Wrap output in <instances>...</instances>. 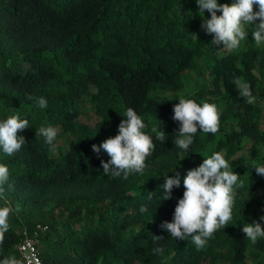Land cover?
Returning <instances> with one entry per match:
<instances>
[{"label":"trees","instance_id":"16d2710c","mask_svg":"<svg viewBox=\"0 0 264 264\" xmlns=\"http://www.w3.org/2000/svg\"><path fill=\"white\" fill-rule=\"evenodd\" d=\"M198 11L196 0H0V121H29L18 133L26 141L18 152L0 149V164L9 169L0 208L11 209L0 264H24L16 244L22 228L37 223L46 226L35 236L43 264H264V237L253 245L242 231L254 222L264 229V177L254 170L264 165V45L254 44L247 25L237 49L211 45ZM203 16L210 19L207 11ZM195 69L204 80L189 92L183 74ZM237 80L250 84L254 102L239 96ZM41 97L46 108L37 104ZM83 97L90 120L80 119ZM180 98L220 112L219 131L198 129L186 153L174 144ZM129 108L155 148L143 173L105 175L101 160L110 158L92 146L118 134ZM56 126L50 146L38 129ZM153 128L164 131L163 142ZM216 152L243 187L235 188L232 220L197 250L161 225L172 222L188 171ZM177 174L180 187L161 201L165 177Z\"/></svg>","mask_w":264,"mask_h":264},{"label":"clouds","instance_id":"9594fccd","mask_svg":"<svg viewBox=\"0 0 264 264\" xmlns=\"http://www.w3.org/2000/svg\"><path fill=\"white\" fill-rule=\"evenodd\" d=\"M198 14L201 17V29L213 36L211 45H223L227 49L235 50L247 36L245 26L252 27V41L259 47L264 45V0H235L231 5L218 4L217 0H196ZM254 6L258 10L254 11ZM207 11L210 19H204ZM217 12L221 13L219 16ZM259 21L258 23H256ZM195 35V34H194ZM239 96L247 98L248 103L254 102L250 84L241 80L235 82ZM33 99V97H28ZM179 103L173 108L174 121L179 122V131L175 135V147L185 153L194 142V137L199 132L204 134H216L219 131L220 112L215 104L204 102L202 105L195 100L180 98ZM40 108H46L44 98H38ZM118 126V134L114 138H108L99 146L93 145L92 151L99 155L101 151L110 158L107 162L101 160V166L105 175L123 177L126 179L132 173H143L146 158L155 148L151 136L142 131L145 124L137 113L129 108ZM29 128V121L21 119L18 115L10 116L0 121V149L3 153L12 156L26 143L25 138L18 133ZM156 132V140L163 142L166 135L162 129H152ZM45 142L54 146L58 135V129L54 127H41L38 129ZM255 172L264 177V165L254 168ZM239 175L230 168L229 163L221 153H213L204 158L203 163L196 169L188 171L183 179L185 189L183 197L178 200L171 223L165 222L161 227L169 233L170 237L185 241L191 239L197 250L203 249L213 234L226 228L232 220V211L235 202V188L243 187V182L237 184ZM161 201L171 198L174 187H180L178 174L175 178L165 177ZM9 181V169L0 164V192L3 185ZM153 193L148 198L152 199ZM11 209L0 208V241L4 232L8 229V217ZM142 206L140 212H146ZM264 221V217H261ZM245 238L255 245L259 237H264V229L260 223L245 224L242 228ZM162 240V236L154 237ZM154 253H162V247L153 249ZM4 264H15V261L5 260Z\"/></svg>","mask_w":264,"mask_h":264},{"label":"built area","instance_id":"2783aa9c","mask_svg":"<svg viewBox=\"0 0 264 264\" xmlns=\"http://www.w3.org/2000/svg\"><path fill=\"white\" fill-rule=\"evenodd\" d=\"M46 230L44 224L37 223L33 229L27 227L22 228V236L20 241L16 244V250L24 264H43L38 247L35 241V236L38 232Z\"/></svg>","mask_w":264,"mask_h":264},{"label":"rangeland","instance_id":"374dc122","mask_svg":"<svg viewBox=\"0 0 264 264\" xmlns=\"http://www.w3.org/2000/svg\"><path fill=\"white\" fill-rule=\"evenodd\" d=\"M183 77H184V88L186 89V91H189V92L196 91V89L199 88L198 86L200 85V83L204 80L201 73L198 71V69L184 72ZM210 88H214V85H211ZM224 102L225 101L221 100L218 105L220 107H224L225 105ZM79 105L81 106V109H82V114L80 116V119L82 121L90 120L91 118L95 117L94 114L89 110V105H88V101L86 97H83L80 99ZM260 106H262V102H260ZM262 126L264 128V122ZM54 128L58 129V132H59V128L57 126ZM64 147L66 148V145H64ZM251 159L252 157L248 155L247 160H251ZM248 263L253 264L254 263L253 258H249Z\"/></svg>","mask_w":264,"mask_h":264}]
</instances>
